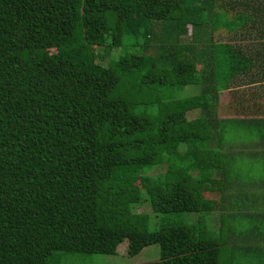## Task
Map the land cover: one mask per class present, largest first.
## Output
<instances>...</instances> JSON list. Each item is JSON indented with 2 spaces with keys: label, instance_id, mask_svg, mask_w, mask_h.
<instances>
[{
  "label": "trees",
  "instance_id": "1",
  "mask_svg": "<svg viewBox=\"0 0 264 264\" xmlns=\"http://www.w3.org/2000/svg\"><path fill=\"white\" fill-rule=\"evenodd\" d=\"M259 55L264 0H0V264L152 246L150 264H219L224 222L201 220L226 208L215 197L236 176L229 128L257 131L258 96L233 83ZM188 85L200 92L154 98ZM193 109L203 115L187 119ZM159 164L166 172L149 175ZM145 200L197 225L148 231L151 215L132 212Z\"/></svg>",
  "mask_w": 264,
  "mask_h": 264
},
{
  "label": "rangeland",
  "instance_id": "2",
  "mask_svg": "<svg viewBox=\"0 0 264 264\" xmlns=\"http://www.w3.org/2000/svg\"><path fill=\"white\" fill-rule=\"evenodd\" d=\"M218 10H220L222 15L226 19H231L234 16L233 13L224 12L220 8H218ZM221 32L222 33H220L218 37H216L218 41L229 42L232 40L233 36L230 37L226 32L223 31ZM238 43H241V41ZM245 43L246 46L249 45L248 41H245ZM128 51L130 53H136V54L142 53L141 48H130ZM122 53H125L123 47L113 49L111 54L109 53L110 55L106 57V59H104V63L115 60L118 57V55ZM225 74H226L225 69L220 72V81H219L220 88L225 86L226 79L223 78ZM199 92H200V87L197 85L178 86L173 88L162 89L158 92H155L154 98L155 95H157V93H159L160 96L167 98H186L198 94ZM248 97L249 98L247 99V101L249 100L250 102H253V100L250 99L251 94ZM201 111L202 110L200 109H193L187 111L186 117L187 119H192L201 116L203 115V112ZM237 131L238 130L234 129V133H236ZM239 132L241 133V131ZM248 134H253V133L250 132ZM166 170H167V166L165 164L155 165L149 169V175L153 177L157 175H163L166 172ZM234 174H236V176L233 177V180L238 181L239 179L240 180L239 182H243L244 178H249V180H251L254 179L255 177H259L261 171H256L255 169H253L251 175H248L245 173L242 165H240L237 167V170L234 171ZM262 176H264V174ZM215 199L217 200V197H215ZM242 211H243L242 207L234 208L232 210L231 218L229 220H226V228L225 231H223V236L225 240L224 243H227V241L230 242L231 239H233V237L230 238V240L228 239L227 230L237 235L240 234L246 235L248 234L251 228H253V230H256L257 232L260 231V227L258 229L256 228L257 227L256 219L253 222L248 220L244 215H239L240 213H242ZM132 212L137 214L147 213L151 215L146 228V230L148 231L157 230L160 226V223H165V225H186V226L197 225L196 218L198 214H194V213L156 214L153 212L152 207L149 204V202H147V200H145V202L142 205L134 207ZM214 212H216L217 214H213L212 216H209V219L207 220H201V223H203L204 228L206 229L211 228L215 230L219 228V220H218L219 211L217 209ZM252 237L257 238L258 236H255L253 234ZM234 239H233L234 244H232L234 246L233 247L227 246L226 252L221 253V256L219 257V264H233V262L236 264H253V260L256 258L253 252L254 249L245 252L242 247H240L242 249L238 248V246L241 245L244 240L239 239L238 236ZM250 241L254 242V240H250ZM123 249L125 250V248L119 247L115 256H107L103 254H87L80 252L55 251L51 256V260L48 264H150V263H155L160 259L159 246L148 247L140 255H137L136 257L133 258H129L127 254L126 255L123 254L124 253ZM254 264L256 263L254 262Z\"/></svg>",
  "mask_w": 264,
  "mask_h": 264
},
{
  "label": "crops",
  "instance_id": "3",
  "mask_svg": "<svg viewBox=\"0 0 264 264\" xmlns=\"http://www.w3.org/2000/svg\"><path fill=\"white\" fill-rule=\"evenodd\" d=\"M246 46V43H242ZM248 47V45L246 46ZM255 55H248L247 57L251 58ZM257 61L255 63L256 67L248 72L246 75H241L236 78V81L233 83V88L236 89V92L240 91L246 95L247 92L251 94H257L258 96V122L255 123V129L257 131H251L250 129H242L244 133H240L238 136H234L232 130L229 128L227 133V139L225 142V152L232 160V169L237 170V167L242 165L246 174L251 175L253 169L256 171H261L259 177L249 180V178H244L243 182L232 180L228 184H224L218 188L217 192V203L218 205H223L226 208L224 210L219 208V229L221 222H224V230L226 228V219H221V214L232 215V210L234 208L242 207L243 211L239 215H244L248 220L257 222V229L260 227V231L257 232L251 228L248 234L237 235L227 230V237L243 239L241 245L238 248L242 247L244 251L253 250L255 254V259L253 260L256 264H264V56L259 55L255 57ZM247 101V100H246ZM251 105L253 102L247 101ZM244 124H250L248 119H245ZM252 132L253 134H248ZM253 168V169H251ZM255 211V212H254ZM217 214L216 212L205 214V220L209 219V216ZM256 214H259V217H256ZM221 231V230H220ZM243 234V233H242ZM253 234L258 236L253 238ZM250 235V236H248ZM226 243L225 251L227 246H234V240ZM254 240V242L250 241ZM251 246V247H248ZM248 247V248H247ZM240 248V249H242ZM239 249V250H240ZM259 257V258H258ZM233 264H236L233 262Z\"/></svg>",
  "mask_w": 264,
  "mask_h": 264
}]
</instances>
